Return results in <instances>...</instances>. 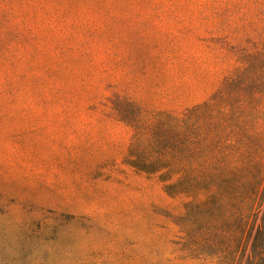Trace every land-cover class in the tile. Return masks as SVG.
<instances>
[{
	"label": "rangeland",
	"instance_id": "obj_1",
	"mask_svg": "<svg viewBox=\"0 0 264 264\" xmlns=\"http://www.w3.org/2000/svg\"><path fill=\"white\" fill-rule=\"evenodd\" d=\"M260 53L264 0H0V264H218L126 157L139 111L182 115ZM263 212L226 264H264Z\"/></svg>",
	"mask_w": 264,
	"mask_h": 264
},
{
	"label": "trees",
	"instance_id": "obj_2",
	"mask_svg": "<svg viewBox=\"0 0 264 264\" xmlns=\"http://www.w3.org/2000/svg\"><path fill=\"white\" fill-rule=\"evenodd\" d=\"M263 57L182 115L146 118L139 111L134 119L126 163L156 177L168 196L185 199L177 222L184 240L218 264L236 243L246 248L264 205Z\"/></svg>",
	"mask_w": 264,
	"mask_h": 264
}]
</instances>
